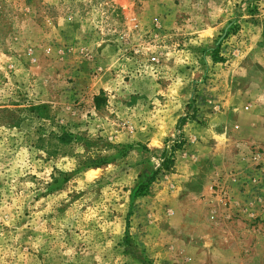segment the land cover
Segmentation results:
<instances>
[{
    "label": "rangeland",
    "instance_id": "obj_1",
    "mask_svg": "<svg viewBox=\"0 0 264 264\" xmlns=\"http://www.w3.org/2000/svg\"><path fill=\"white\" fill-rule=\"evenodd\" d=\"M0 264H264V0H0Z\"/></svg>",
    "mask_w": 264,
    "mask_h": 264
},
{
    "label": "trees",
    "instance_id": "obj_2",
    "mask_svg": "<svg viewBox=\"0 0 264 264\" xmlns=\"http://www.w3.org/2000/svg\"><path fill=\"white\" fill-rule=\"evenodd\" d=\"M58 139L63 140L64 137L61 135V136H58ZM179 147H180V144H178V147L177 148H179ZM171 164H172V159H169V158L165 159L161 163V165L164 166V167H166V168H168L169 166H171ZM153 179H154V174L150 177V179L148 180V182L145 185H140L139 188L140 189H144Z\"/></svg>",
    "mask_w": 264,
    "mask_h": 264
},
{
    "label": "built area",
    "instance_id": "obj_3",
    "mask_svg": "<svg viewBox=\"0 0 264 264\" xmlns=\"http://www.w3.org/2000/svg\"><path fill=\"white\" fill-rule=\"evenodd\" d=\"M153 60H154V57H153Z\"/></svg>",
    "mask_w": 264,
    "mask_h": 264
}]
</instances>
